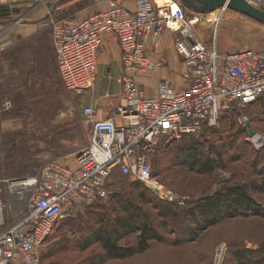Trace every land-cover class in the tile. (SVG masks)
I'll use <instances>...</instances> for the list:
<instances>
[{
    "label": "rangeland",
    "instance_id": "obj_1",
    "mask_svg": "<svg viewBox=\"0 0 264 264\" xmlns=\"http://www.w3.org/2000/svg\"><path fill=\"white\" fill-rule=\"evenodd\" d=\"M41 6V3H34L13 7L20 8L19 17L25 16L26 20L8 26V30H19L18 41L0 52V203L3 209L1 214L9 220L4 226L0 225V233L8 224L13 225L23 217L16 199L7 198L8 185L51 161L72 163L76 154L90 143L92 125L83 114L85 106L101 98L117 103L122 96L121 85L116 81L118 67L112 72L113 79H107L104 64L99 65L92 88L82 93L67 89L60 77L52 31L55 19L68 16L62 13L63 9L41 15L38 12ZM257 7L264 10L263 3ZM220 8L206 13L203 25L195 26L197 31L204 33L208 44H213L212 31L218 26L216 44L221 53L264 48V23L231 8L224 10L221 16ZM218 16L221 17L220 21H216ZM9 18L7 16L3 20ZM35 23L40 24L33 25ZM110 54L113 55V52ZM173 79L171 75L169 80ZM152 80L148 78L147 84L150 85ZM107 84L113 90L109 91L108 86L104 90L101 88ZM6 101L12 103L9 109L4 108ZM249 106L223 112L218 125L211 132L204 128L181 140L163 138L160 141L152 158L154 179L175 194L172 203H175L178 212L184 211L193 201L222 189L225 184L250 185L263 178L264 150L254 152L246 135L255 131L264 133V110L261 104ZM240 113L251 116V121L245 126L239 122ZM226 114H235V120L240 125L239 137L234 143L228 142V136L221 128V120ZM188 140L202 142L205 153L213 157L223 153L218 163L220 165L212 172H201L197 167L186 165L180 157ZM136 182L139 181L116 171L108 183L110 195L107 199L83 208L76 216L63 218L43 245L41 254L44 264H98L100 257L97 254L102 252L99 243L84 250L73 245L85 242L89 236L88 230L99 227V219L105 220L107 217L109 230L118 229L113 222L122 216L120 210L123 205L116 203L117 199L129 201L127 198H137L135 188L138 186L145 192L146 198L154 200L139 205L150 216L151 224L160 232L161 239L154 241L143 254L107 260L104 264H228L234 261L231 251L236 247L255 249L264 256V193L251 191L257 200V208L263 214L227 219L197 235L186 231L182 235L177 233V221L168 220L167 227H160L165 220L159 217L154 206L157 202L162 203L161 200L169 201L159 196L151 186L143 182L137 185ZM25 200L28 201V198ZM13 205L18 210L11 211ZM11 212L15 216L13 220L9 218ZM188 228L192 229L193 226H183V230ZM138 235V232L129 234L120 243H135ZM219 251H222L221 257H217ZM91 254L93 257L89 259ZM86 258L88 261H85Z\"/></svg>",
    "mask_w": 264,
    "mask_h": 264
},
{
    "label": "built area",
    "instance_id": "obj_2",
    "mask_svg": "<svg viewBox=\"0 0 264 264\" xmlns=\"http://www.w3.org/2000/svg\"><path fill=\"white\" fill-rule=\"evenodd\" d=\"M247 1L254 6L264 4V0ZM135 4L133 10L125 0H108L107 9L81 21L68 17L54 20L52 43L60 76L75 93L94 86L105 35L117 38L122 102L103 119L93 104L85 106L83 114L92 125L90 143L72 163L51 161L12 181L24 197L17 198L23 217L0 233V264H43V245L60 221L107 199L108 183L116 171L151 186L172 202L175 194L153 175L152 158L160 141L181 140L215 127L223 112L242 110L264 96V48L221 53L216 44L218 26L212 31L211 45L195 28L203 25L206 14H191L180 0L165 4L135 0ZM227 8L221 7L220 15ZM25 20L21 16L10 25ZM220 20L218 16L216 21ZM166 30L174 34L175 50L182 58V85L159 77L156 93L148 95L140 78L157 76L167 63L163 56L155 60L152 53ZM11 105L6 101L4 108ZM238 119L244 126L251 121L244 113ZM246 140L254 151L264 150V133L248 132ZM221 255L219 251L217 257Z\"/></svg>",
    "mask_w": 264,
    "mask_h": 264
},
{
    "label": "trees",
    "instance_id": "obj_3",
    "mask_svg": "<svg viewBox=\"0 0 264 264\" xmlns=\"http://www.w3.org/2000/svg\"><path fill=\"white\" fill-rule=\"evenodd\" d=\"M0 9H7V6H3ZM6 11L7 10H4L1 15H5ZM258 104L259 106L261 104V109L264 110V96L259 97L248 105L252 106ZM232 110L235 111L236 109ZM235 119V114H226L221 120L222 131L227 134L226 136H228L229 143H234L235 139H238L239 137V134L237 133L240 131V128L238 127L240 125ZM213 130V127H207V131L211 132ZM205 152L206 150H204L202 142L199 140H188L187 145L183 148V155L180 158H182L183 162L190 168L197 167L201 172H212L220 165L218 163L222 160L221 156L223 153H219V157H213ZM12 155L16 154H11L10 156ZM135 184L139 185L140 181ZM135 189L137 192V198L135 199L139 202H135V199L133 198H127L129 201H123L122 198L117 199L116 203L121 206L123 205L120 210L122 216L113 222V225L118 227V229L109 230L110 221L107 217L105 220L99 219V227L90 228V231L88 230L89 236L88 239L83 242L84 244L77 242L73 247H78L79 249L84 250L95 243H99L102 252L97 254L98 257H100L98 264H104L107 260L125 259L143 254L150 249L154 241H159L161 239L160 232L151 224L150 216L146 215L143 207L139 205V203H152L154 200L146 198L145 192L140 190L139 186ZM251 191L264 193V176L261 180H256L250 185L240 183L232 185L225 184L222 189L215 191L213 194L206 195L193 201L182 212H178L175 209L174 202H167L166 200H161L162 203L157 202L154 209L158 211L159 217H161L163 221L165 220L163 224H160V227H167L168 220L177 221L179 225L177 233L183 235L186 231V233H194L197 235L198 232L206 231L227 219L257 213H259V215L263 214L261 209L257 208V200ZM184 225H188V227L193 226V228L183 230ZM135 232H138L139 234L135 243H120V241L127 235ZM261 253L262 252L255 249H241L236 247L231 251V256L234 261H230L228 264H264V256H261ZM92 257L93 254H91L89 259ZM85 261H88V258H86Z\"/></svg>",
    "mask_w": 264,
    "mask_h": 264
},
{
    "label": "crops",
    "instance_id": "obj_4",
    "mask_svg": "<svg viewBox=\"0 0 264 264\" xmlns=\"http://www.w3.org/2000/svg\"><path fill=\"white\" fill-rule=\"evenodd\" d=\"M125 1L129 8L133 10L136 9L135 0H125ZM34 3L42 4L40 10H38L39 14L41 15L54 12L57 9L58 10L63 9L62 10L63 14L68 16V18L72 17L73 20L76 21H81L93 13L103 11L108 8V0H0V8L3 6H7V9H0V19H2L0 21V52L3 48L4 49L9 48L18 41V37H19L18 33H20L19 30L16 32L15 30L12 31L8 29L7 30L2 29L3 26L10 25L11 22H13V19H16L17 17L20 16V14H18L20 12V8H13V7H23L26 4H34ZM4 10H7L6 14L1 15ZM64 11L65 12L67 11L68 13H65ZM7 16H10V18L4 21L5 20L4 18H6ZM5 22L6 24L4 25L3 23ZM37 24L40 23H35L33 25H37ZM174 40H175L174 34L166 30L160 41V45L158 46V48L152 51L153 58L155 60H159L163 56L167 59V63L162 65V67L159 69L157 76L150 74L140 78V81L144 85L148 95H154L156 93V82L158 77L171 79V75H173L174 76L173 82L177 86L182 85V80L179 76V73L182 69V58L177 54L175 50ZM104 42H105L104 48L98 54V67L100 64H104L105 66L104 70L106 71L107 79L108 77L109 79H113L112 72L114 69H116V67H118L117 70L118 77L116 78L117 81L122 72V59H121V50L119 47V43L117 38L112 34L105 35ZM111 52H113V55L110 54ZM148 78H153V80L149 82L150 85H148L146 82ZM117 83L120 85L118 81ZM106 86H108L109 91L113 90L110 84H107L101 88H103L104 90ZM95 87L98 88L99 86L97 87L96 84ZM121 102H122V96H120V100H118L117 103L115 102V100L101 98L98 99L96 102H94L93 100L92 103L89 104H93L95 107L98 108L99 110L98 117L103 119L106 118L110 114L111 110ZM19 189L20 186L18 184H12L11 182V184L8 185L7 198H15L20 210L21 202L17 198H24V197L19 193ZM1 191L2 189L0 186V198H1ZM18 207H16V205H13L11 207V211L14 212L18 210ZM13 212H11V215L9 216L10 220L15 219ZM5 218L6 217L3 214H1L0 225L4 226L5 224H7L6 221L9 220H6Z\"/></svg>",
    "mask_w": 264,
    "mask_h": 264
},
{
    "label": "water",
    "instance_id": "obj_5",
    "mask_svg": "<svg viewBox=\"0 0 264 264\" xmlns=\"http://www.w3.org/2000/svg\"><path fill=\"white\" fill-rule=\"evenodd\" d=\"M183 5L194 12L206 14L213 12L215 9L227 6L247 14L260 22L264 23V10L252 5L247 0H180Z\"/></svg>",
    "mask_w": 264,
    "mask_h": 264
},
{
    "label": "bare ground",
    "instance_id": "obj_6",
    "mask_svg": "<svg viewBox=\"0 0 264 264\" xmlns=\"http://www.w3.org/2000/svg\"><path fill=\"white\" fill-rule=\"evenodd\" d=\"M158 1H160V2L163 3V4L169 2V0H158ZM15 184H17V183H15ZM0 202H1V201H0ZM1 210H2V207H1V203H0V216H1Z\"/></svg>",
    "mask_w": 264,
    "mask_h": 264
}]
</instances>
